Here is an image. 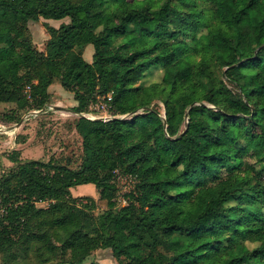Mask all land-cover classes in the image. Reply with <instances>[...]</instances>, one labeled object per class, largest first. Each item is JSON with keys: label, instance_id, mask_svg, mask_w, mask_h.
<instances>
[{"label": "trees", "instance_id": "1", "mask_svg": "<svg viewBox=\"0 0 264 264\" xmlns=\"http://www.w3.org/2000/svg\"><path fill=\"white\" fill-rule=\"evenodd\" d=\"M39 17L68 19L45 26L44 50ZM54 81L75 101L80 160L6 154L0 264H100L84 262L96 249L117 264H264V0H0V103L40 110ZM106 93L126 117L79 115ZM114 169L136 179L126 205ZM88 183L97 198L72 195Z\"/></svg>", "mask_w": 264, "mask_h": 264}, {"label": "rangeland", "instance_id": "2", "mask_svg": "<svg viewBox=\"0 0 264 264\" xmlns=\"http://www.w3.org/2000/svg\"><path fill=\"white\" fill-rule=\"evenodd\" d=\"M198 20L206 25L212 24L215 20L209 14L208 10L198 14ZM68 19H48L39 17L36 21L28 23L31 32L33 45L37 50L45 49V42L48 33L45 26L51 25L58 27L61 22H67ZM93 52L92 45L88 44L83 50V57L87 61H91ZM185 70L188 71L191 65L184 63ZM162 70L159 67L149 68L140 82L149 85L159 81ZM193 97H198L196 88L193 86ZM50 94L49 103L40 109L37 114H29L32 111H17L16 105L12 102L0 103V173L2 168L11 165L6 158L13 149L20 151L22 160L38 159L47 161L50 157H55L62 162H68L69 166L76 168L81 154V138L72 127L73 121L78 114L70 109L75 105L73 95L64 90L58 81H54L48 88ZM160 111L163 115L164 109L159 101ZM57 107L56 109L53 107ZM16 111L14 121H7L5 115ZM81 114V113H80ZM79 114V115H80ZM124 114L120 117H126ZM249 161V158H246ZM73 196L79 200H85L87 197L97 198L98 190L93 184H82L71 188ZM38 207L46 206V203L39 202ZM56 243V242H55ZM54 253L57 254V244L54 247ZM18 260V255H13L6 264H14ZM92 260L98 261L100 264H117L116 258L112 255L110 249H96L85 259V263Z\"/></svg>", "mask_w": 264, "mask_h": 264}, {"label": "built area", "instance_id": "3", "mask_svg": "<svg viewBox=\"0 0 264 264\" xmlns=\"http://www.w3.org/2000/svg\"><path fill=\"white\" fill-rule=\"evenodd\" d=\"M110 102V93L97 95L96 99L89 104L88 111L81 112V114L88 119L110 120L114 117L123 118L120 116L124 114H113ZM112 179L117 188V200L119 205H126L128 203V194L135 190V177L129 173L114 169Z\"/></svg>", "mask_w": 264, "mask_h": 264}, {"label": "water", "instance_id": "4", "mask_svg": "<svg viewBox=\"0 0 264 264\" xmlns=\"http://www.w3.org/2000/svg\"><path fill=\"white\" fill-rule=\"evenodd\" d=\"M53 108H57L56 106L55 107H53ZM40 110H34V111H32L31 113H29V114H37L38 112H39ZM81 116H83L82 114H80ZM185 118L187 119V113L185 114ZM183 132V131H182ZM181 132V133H182Z\"/></svg>", "mask_w": 264, "mask_h": 264}]
</instances>
